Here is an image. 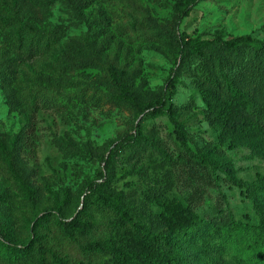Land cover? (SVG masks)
<instances>
[{"label":"rangeland","instance_id":"374dc122","mask_svg":"<svg viewBox=\"0 0 264 264\" xmlns=\"http://www.w3.org/2000/svg\"><path fill=\"white\" fill-rule=\"evenodd\" d=\"M182 9L180 0H0V222L20 248L44 244L80 264L60 226L84 211L87 232L77 238L83 246L104 241L113 254H89L96 264H116L115 251L131 249L139 235L132 223L121 228L97 194L87 199L93 181L105 180L104 193H118L137 222L156 230L163 226L153 215L156 199L173 196L188 199L209 223L219 210L243 222L263 218L264 197L255 182L264 174V141L251 131L227 133L203 92L228 100L226 75L264 104V60L253 71L245 49L240 59L220 49L221 40L237 36L264 42V0H193L179 34L184 43L208 45L181 59L175 19ZM33 35L52 49L19 57L20 39ZM109 61L117 62L143 104L162 97L180 61L171 102L190 148L210 166L189 158L167 115L136 118L135 108L107 80ZM37 90L54 104L34 112L26 100ZM141 121V143L118 149L120 138ZM29 124L38 141L32 154L19 147ZM104 155L111 156L109 164ZM195 240L183 246L184 256L203 264ZM2 250L0 241V264Z\"/></svg>","mask_w":264,"mask_h":264},{"label":"trees","instance_id":"16d2710c","mask_svg":"<svg viewBox=\"0 0 264 264\" xmlns=\"http://www.w3.org/2000/svg\"><path fill=\"white\" fill-rule=\"evenodd\" d=\"M180 1L183 9L179 11L175 19V38L179 46V56L182 59L187 55L200 52L208 43L205 41L184 43L182 41L179 29L185 17L190 14L193 0ZM52 47L51 42L45 43L40 36L33 35L28 41L20 39L19 57L34 58L50 51ZM220 49L237 59H240L238 57L245 49L251 56L249 67L253 71H256L264 60V42L248 36L223 39L220 42ZM89 50L93 57L92 62H98L96 51L94 52L91 48ZM180 61L175 62L173 76L170 77L162 97L149 104L138 101L131 85L120 75L116 61L107 62L109 71L107 80L119 92L120 100L135 108L137 119L141 118L143 121L150 116L167 115L175 125L177 138L186 148L189 158L195 164L208 167L211 165L210 161L203 154L195 153L190 148L182 123L179 121V115L171 102L172 88L175 86V76L178 74ZM208 75L213 82L216 81L214 77ZM224 79L228 100H221L212 91L203 92V97L215 120L227 133L242 134L251 131L264 141V104L256 102L249 91L237 86L235 79L226 75ZM29 97L26 104L34 112L42 105L54 104L45 93L39 90L31 93ZM142 121L136 124L134 130L125 133L120 138L117 143L118 149L129 148L141 143L143 134L139 128ZM21 133L20 150L30 154L34 153L38 146L34 126L27 125ZM64 143L69 144L66 139ZM223 143L229 146L231 144L230 139L223 140ZM102 160L109 164L111 156L104 155ZM216 179L218 184L219 177L216 176ZM104 183L105 180L91 182L88 189L91 193L87 199L97 194L96 199L119 218L121 228H126L129 223H132L139 235L137 239H132L131 249L115 251L116 264H192L186 260L183 246L193 238L196 239L194 242L201 247L204 254L203 264H264V216L258 224H255L236 219L232 211L224 214L219 210L209 223L186 198L178 196L157 198L156 203L159 208L153 215L163 226L156 230L137 222L132 211L123 204L118 193H104L102 191ZM255 190L264 197V174L262 173L257 175ZM84 213L80 211L73 220L63 222L60 226L61 235L65 239L66 246L73 250L81 260L80 264H96L89 251L108 250L110 254L114 251L102 240L98 244L82 245L76 233L81 235L87 232V224L81 219ZM0 241L3 244L2 264H50V262L71 264L67 256L59 255L44 244H38L37 249L33 244L20 248L21 246L12 240L9 228L2 222H0ZM48 257H50V262L47 261Z\"/></svg>","mask_w":264,"mask_h":264}]
</instances>
